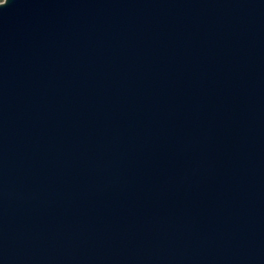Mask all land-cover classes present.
Here are the masks:
<instances>
[{"label": "water", "instance_id": "1", "mask_svg": "<svg viewBox=\"0 0 264 264\" xmlns=\"http://www.w3.org/2000/svg\"><path fill=\"white\" fill-rule=\"evenodd\" d=\"M0 264H264V0L0 4Z\"/></svg>", "mask_w": 264, "mask_h": 264}, {"label": "snow or ice", "instance_id": "2", "mask_svg": "<svg viewBox=\"0 0 264 264\" xmlns=\"http://www.w3.org/2000/svg\"><path fill=\"white\" fill-rule=\"evenodd\" d=\"M4 0H0V4H3Z\"/></svg>", "mask_w": 264, "mask_h": 264}, {"label": "clouds", "instance_id": "3", "mask_svg": "<svg viewBox=\"0 0 264 264\" xmlns=\"http://www.w3.org/2000/svg\"><path fill=\"white\" fill-rule=\"evenodd\" d=\"M6 3V0H4V2H3V4L2 5H4Z\"/></svg>", "mask_w": 264, "mask_h": 264}]
</instances>
